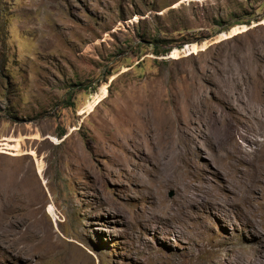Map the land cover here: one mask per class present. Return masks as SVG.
<instances>
[{
	"label": "rangeland",
	"instance_id": "obj_1",
	"mask_svg": "<svg viewBox=\"0 0 264 264\" xmlns=\"http://www.w3.org/2000/svg\"><path fill=\"white\" fill-rule=\"evenodd\" d=\"M256 94L264 0H0V264H264V167L248 208L178 210L246 186ZM150 118L181 130L173 182ZM217 121L239 162L206 159Z\"/></svg>",
	"mask_w": 264,
	"mask_h": 264
},
{
	"label": "bare ground",
	"instance_id": "obj_2",
	"mask_svg": "<svg viewBox=\"0 0 264 264\" xmlns=\"http://www.w3.org/2000/svg\"><path fill=\"white\" fill-rule=\"evenodd\" d=\"M256 95L258 97H261L262 99L260 101L255 100L256 101L255 104L252 105L253 110L252 109H250V110L254 113L255 118H257V120H259V123L256 125H257V130L260 131V133H261V130H264V101H263L264 96H260L258 94H256ZM217 99L218 100L221 99V102L223 104H228V99L226 97H217ZM261 117L263 119H260ZM165 119L166 118H162L161 120L157 121L158 122L157 124L154 122L155 120H152L151 118L149 120V122L151 121V125L149 126L150 127L149 133H150V135H152V138H150L151 137L150 135H149V138H150V140H152L151 145H153L155 148L153 160L154 161L156 160L155 161L156 164L153 163L150 165V167L152 168L154 173L159 175L157 177H153L151 182H158V180H165V181H172L173 182L174 180L179 179V177H180L179 171L176 172V170H180L181 162H182L183 166L185 165L186 167H188L187 166L188 161L185 160V158L183 157V152L181 151V148L178 147V145L176 144L177 138H178V133L182 134L181 130L178 129V125L174 124L173 121H169V120H165ZM215 124L217 125V128H216V136H215V140H214L215 146L213 145V148H215V150L219 151V155L218 154L216 155L215 152L213 153L210 150L208 153H205L206 159L208 160V158L210 157V158H212V160H218V159L223 160V158H225L223 156H226V157H229L233 161L239 162L240 161L239 155L242 152V150H241L242 147L237 148V149H236V147H238V146L232 147V148L227 147V146L232 145V141L229 140L225 136V132L220 129L218 121ZM144 135L145 134L140 135V137L141 136L144 137ZM263 140H264V138H263ZM141 144H142V141H141ZM252 144L254 146H256L255 150L261 149L263 151V153L261 154L259 152H256L257 155L253 156L254 157L253 160H251L249 158V157H251L249 154H244L245 159L249 162L248 164H249V168H250L249 179L246 183V186H234L235 182H234L233 178H231L229 181H226V183L229 184L230 186H224L226 189V192L229 194V196L228 197H218V198L212 199V196H213L212 189L207 184H198L195 187H190L188 185L187 186L184 185L183 189L181 191V193H182L181 200L182 201L178 205V210L185 214V212H184L185 205H188L190 203L191 204L192 203H199L196 206L198 208L203 207V205H205L207 210H213V211L216 210L215 206H217V205L222 206L225 203H230L235 208H238L240 210H241L242 206H245L246 204H248V202H250L249 199L252 197V194L258 188L257 184L259 182L258 181L259 171L262 170L264 167V142H259L258 140H255L252 142ZM238 149H240V150H238ZM183 150H186V149H183ZM256 156H257L258 160L256 163H253ZM171 163L173 164L175 171H173V166L170 165ZM251 164H253V168L251 167ZM229 165L233 167V171L235 173H238L236 168H234L232 162H231V164L228 163V167H229ZM151 175H152V173H151ZM221 176H223V178H228L226 171L223 172ZM191 190L193 192H191ZM246 208H248V207H246ZM166 209L171 210L172 208L169 207ZM161 210L157 211L156 215L158 217H163V216H160L162 213ZM165 212L167 213L169 211L166 210Z\"/></svg>",
	"mask_w": 264,
	"mask_h": 264
},
{
	"label": "trees",
	"instance_id": "obj_3",
	"mask_svg": "<svg viewBox=\"0 0 264 264\" xmlns=\"http://www.w3.org/2000/svg\"><path fill=\"white\" fill-rule=\"evenodd\" d=\"M155 54H158V52L156 51Z\"/></svg>",
	"mask_w": 264,
	"mask_h": 264
}]
</instances>
